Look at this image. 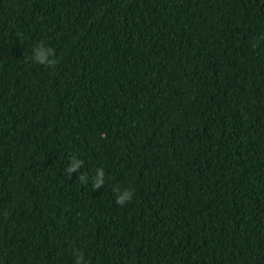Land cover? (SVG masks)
Here are the masks:
<instances>
[{
	"label": "trees",
	"instance_id": "trees-1",
	"mask_svg": "<svg viewBox=\"0 0 264 264\" xmlns=\"http://www.w3.org/2000/svg\"><path fill=\"white\" fill-rule=\"evenodd\" d=\"M77 248L264 264V0H0V264Z\"/></svg>",
	"mask_w": 264,
	"mask_h": 264
},
{
	"label": "clouds",
	"instance_id": "clouds-1",
	"mask_svg": "<svg viewBox=\"0 0 264 264\" xmlns=\"http://www.w3.org/2000/svg\"><path fill=\"white\" fill-rule=\"evenodd\" d=\"M25 61L35 63L37 65H42L47 68H55L58 63V60L56 59L55 49L47 46L43 41H40L38 44L34 45L31 56L26 57ZM83 164V160L73 157L70 160L66 171L70 175H72V173H79ZM104 178V170L98 169L97 175L92 178V187L95 189H99L101 185H104ZM78 180L84 184L88 183V177L84 174H79ZM115 191L117 193L115 203L120 206L132 202L135 195L133 190L127 188L123 190H121L120 188H116ZM75 255V264H89V261L86 260L84 252L80 249L77 248L75 250Z\"/></svg>",
	"mask_w": 264,
	"mask_h": 264
}]
</instances>
